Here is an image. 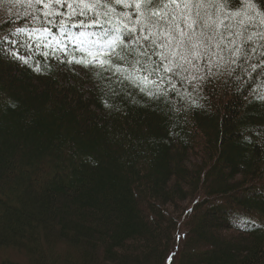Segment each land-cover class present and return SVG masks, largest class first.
<instances>
[{"label":"trees","instance_id":"16d2710c","mask_svg":"<svg viewBox=\"0 0 264 264\" xmlns=\"http://www.w3.org/2000/svg\"><path fill=\"white\" fill-rule=\"evenodd\" d=\"M28 1L0 0V264H264V0Z\"/></svg>","mask_w":264,"mask_h":264},{"label":"rangeland","instance_id":"374dc122","mask_svg":"<svg viewBox=\"0 0 264 264\" xmlns=\"http://www.w3.org/2000/svg\"><path fill=\"white\" fill-rule=\"evenodd\" d=\"M19 1V0H18ZM27 2H29L27 0ZM55 2V1H52ZM38 1L35 0V4H37ZM57 3V2H55ZM39 10V11H37ZM36 10L37 14L39 12L43 13H55V10L51 9L47 5H43L42 7H38ZM47 11V12H46ZM68 28H59L56 33H47V32H37L36 30H28V29H22L18 28L16 30H13L11 35H9V39L5 41H8L9 43H12L13 46L16 48H20L21 51H29V55H31L32 51L34 53H47L48 51H58V52H64L66 49L71 50H77L84 54L94 53L95 51L99 52V46L98 44L93 45L92 43H95L96 41H90L86 36L85 33H72L67 32ZM98 47V49H96ZM19 53H16V56H18ZM21 57H25L21 54ZM92 62V60H90ZM79 62H72L71 68L78 71L82 74L84 72V67H82ZM69 66V65H68ZM179 216V215H178ZM1 256H6L12 260H23L19 255H17L14 252H7L6 254L2 252ZM24 261V260H23Z\"/></svg>","mask_w":264,"mask_h":264}]
</instances>
